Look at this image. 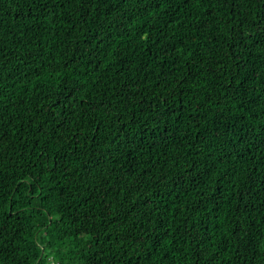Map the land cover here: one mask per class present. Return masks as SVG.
Segmentation results:
<instances>
[{
	"label": "trees",
	"instance_id": "16d2710c",
	"mask_svg": "<svg viewBox=\"0 0 264 264\" xmlns=\"http://www.w3.org/2000/svg\"><path fill=\"white\" fill-rule=\"evenodd\" d=\"M0 264H264V0H0Z\"/></svg>",
	"mask_w": 264,
	"mask_h": 264
}]
</instances>
